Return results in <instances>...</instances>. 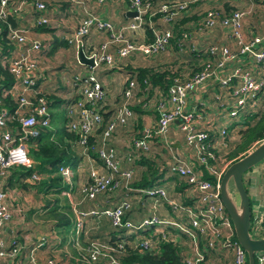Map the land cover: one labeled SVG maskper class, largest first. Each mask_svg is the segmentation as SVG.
Instances as JSON below:
<instances>
[{"label":"built area","instance_id":"built-area-1","mask_svg":"<svg viewBox=\"0 0 264 264\" xmlns=\"http://www.w3.org/2000/svg\"><path fill=\"white\" fill-rule=\"evenodd\" d=\"M8 1L0 0V19L2 20L7 13ZM97 1L104 3L106 0ZM115 1L121 3L126 0ZM127 1L129 10L136 13L135 16L129 18L128 22L114 24L109 20L100 19L94 14H87L79 20L67 38L68 43H72L82 50L84 37L88 35L91 29L99 33H106L107 37L99 42L94 49L87 53L82 51L87 58H92L91 69L97 68L101 64L112 67L115 58H125L136 51L143 55H150L162 50L170 36L168 29H156L150 25L153 37L150 43H134L128 35L141 30L144 15L151 17L155 13H159L163 15L161 20L168 22L186 8L189 3V0H171L165 3L161 2L153 8L148 0ZM34 7L39 12L37 23L45 24L47 22L45 5L38 1ZM244 14L243 10L234 9L228 15H223L219 9L209 8L206 17L203 18L204 23L202 20L200 23L203 26L208 25L210 28L216 24L221 27H230V33L239 49L234 52L226 46L212 45L208 48V53L211 57L216 55L217 59L214 65L205 61L202 68L187 79L173 81L167 88L165 97L153 104L157 115L155 126L152 128L144 127L140 137L130 140L127 146L128 151L124 155V159L129 163L127 167H120V159L113 147L108 144V140L117 125L124 124L127 119L133 116V112L129 108V100L134 96L136 90L134 79L125 78V84L120 92L121 101L116 106L111 118L105 121L101 115L105 91L91 72L73 77L72 84L78 97L64 105L69 117L66 129L77 136L74 144L81 148V155L88 156V151L92 149L87 146V139L97 129H101L98 145L93 152L97 160L100 161L103 171L90 170V180L79 186L81 201L92 200L96 195L106 191L113 192L120 186L125 187L134 173L133 159L138 154L148 150L150 138L156 136L165 143L169 126L173 122L178 123L186 144L196 148L192 161H179L176 158V164L172 171L176 177L188 185L187 193H192V196L195 197L191 204L182 205V212L185 213L186 217H182L180 224L176 225L179 234L185 235L189 240L187 254L192 252L191 255H193L185 261L186 264L202 263L206 250L213 251L218 258H229L228 264H246V255L234 237L232 223L219 197V180L222 171H218L211 163L214 162L215 156L210 138H208L209 135L205 129L197 128L198 117L196 112L188 108L187 103L188 93L208 80L218 79L221 84L225 85L229 80L220 79L218 74L226 62L237 59V54L248 56L256 61L264 60V29L246 42L240 30ZM7 38L15 45H22L24 49L10 57L7 64V71L12 75L15 83L21 86L22 94L18 95L16 106L11 113L7 110H0V261L1 264H57L51 256L41 261L35 259L33 252L42 246V241L30 247L28 254L25 255L22 253L23 245L16 238L6 240L4 237L14 212L10 205L8 192L2 187L4 179L7 177L10 167H33V161L28 155V148L31 145L29 143L37 137L38 129L49 126V112L46 102L35 88L37 77L35 76L36 60L33 53L40 49V45L37 41L27 39L21 29L9 30ZM109 47L112 48V52L107 51ZM232 76L239 79V83L231 91L234 99L232 109L227 111L226 115V117H231L233 121L239 111L246 109V99L252 98L264 83V74L260 81H254L247 72L239 71L236 67ZM26 92H29L30 96L23 94ZM224 121L226 122L219 131L221 135L225 133L226 125H229L227 119H223ZM12 124L14 125L10 126ZM199 166L203 167L202 169L208 177L213 178V181L202 176L197 169ZM58 173L64 182H70L71 174L67 166H60ZM37 178L35 173L30 176L31 181ZM126 190L129 188L126 187ZM140 192L148 197L155 194L163 196L164 193L163 190L153 188L140 189ZM159 198L161 197L159 196ZM129 201L130 199L124 196L111 207L99 211L78 212V216L102 215L109 220L112 228L124 229V235H135L137 232L152 226L154 228L153 234L160 233L163 238V230L161 232L159 229V224L162 221L160 222L153 215L143 218L138 223L122 220L123 212L129 208ZM164 202H167L166 204L171 210L177 208L178 203L174 200L171 202L164 197ZM77 224L79 225V222ZM262 225H264V204L260 212L251 219L249 234L252 232L254 237L259 236L258 233L262 230ZM125 243H127L126 240L120 238L119 241L115 242L116 246L114 247L107 242H100L96 239L89 240L83 248L85 251L83 262L90 264L103 258L108 264H120L114 254ZM131 246L133 248L138 246L142 250L151 248L149 240L140 236L135 238ZM255 264H264V252L255 254Z\"/></svg>","mask_w":264,"mask_h":264},{"label":"crops","instance_id":"crops-1","mask_svg":"<svg viewBox=\"0 0 264 264\" xmlns=\"http://www.w3.org/2000/svg\"><path fill=\"white\" fill-rule=\"evenodd\" d=\"M41 1L45 5V16L47 22L45 24L37 23L39 12L35 9L36 2ZM248 3V9L250 12L253 8L260 7V15L253 16L252 18H246L245 15L241 21V34L243 39L248 42L251 36L258 35L264 29V0H189L190 22H192L193 16L200 13L196 6L190 9L191 5H205L204 10L209 7L225 6L229 4L230 9H239V5ZM122 1L121 3L115 0H106L104 3H100L97 0H9L7 3V14L13 19L12 25L6 21V15L4 18L5 27L7 33L11 29H21L29 40L37 41L40 45V49L33 53L36 60V73L37 77L35 81V88L42 93L47 99L57 101L53 106H48V112L56 111L57 117H59L60 111H65V104L69 101H73L78 97L73 86V77L91 72L94 77L100 82L102 88L105 91V97L102 102V111H108L113 114L116 106L121 101V89L123 87L125 78L129 77L134 69L137 68H150L152 70L161 71L167 70L168 67L179 69L181 77L184 79L189 75L185 71L186 67H189L191 63H187L183 55L179 59V53L173 45H169L166 51L161 53H153V55H143L139 51L133 52L125 58H115L112 67H108L104 64L99 65L97 68L91 69L90 66L82 65L77 61L76 49L77 47L72 43L67 42V38L70 36L77 23L81 18L87 14H94L100 19L109 20L112 23L120 24L128 22L130 17L125 13L129 10V6ZM236 6V7H235ZM198 11V12H196ZM248 11V12H249ZM248 13V15L250 14ZM201 21V18H200ZM151 26L153 24H160L159 19L149 20ZM147 22V25H149ZM194 28L195 25H191ZM210 35L221 46H226L229 50L236 52L239 48L236 42L229 32V30H223L218 25L217 28L210 32ZM129 38L134 43H146V33L142 31H134L129 33ZM196 41L193 38L192 42L196 43V47H204L207 42L212 39L211 36L201 40L200 35H194ZM107 37L106 33H99L94 29H91L87 36L84 37V47L82 51L87 53L94 49L99 42L103 41ZM3 45L0 42V65L6 66L10 57L17 52L22 51L24 48L22 45H15L10 41L7 52L3 53ZM196 48V49H197ZM108 52H112V48L107 49ZM3 53V54H2ZM175 59V60H174ZM175 61V62H174ZM193 64V61H191ZM185 66V68H183ZM238 68L239 71H245L254 81H260L264 74V60L256 61L248 56L237 54V59L228 61L224 64L222 70L219 72L218 77L220 79H228L229 81L224 85L221 84L218 79L208 80L204 82L200 87L194 88L193 91L187 95L188 108L196 112L198 117L196 126L198 129H205L212 138L210 143L212 144V151L219 157H222V163H219L218 170H223L235 159L241 157L246 152L251 150L263 137L252 142L248 148L243 152H238L235 155L231 153L235 150L236 145L240 142V133L246 127L247 122L256 121L260 115L264 113V83L254 93L252 98L246 99L245 111H249L246 114L244 120L241 121L242 125H233L235 119L232 121L231 117H226L227 111L232 109L234 99L231 95V91L239 83L237 77L232 76L233 70ZM183 68V69H182ZM134 75V74H133ZM11 87L10 96L15 99L16 96L22 94L21 86L18 83L13 82ZM136 91V90H135ZM138 93V92H137ZM149 95L141 92L134 99V96L129 100L130 107L135 111L137 121L132 120V125L126 124L117 125L113 132L109 145L113 147L116 155L120 159V167L125 168L129 163L124 159V155L128 151L127 145L130 142L131 136H137L139 131L144 127H154L153 123L146 121L144 123L137 124V128L134 127L136 123L140 122V115L144 114V111L154 110V102L159 100L160 93L149 91ZM26 96H30L29 92L23 93ZM152 96V97H151ZM142 97V98H141ZM143 98H147L143 101ZM146 103V104H145ZM7 107L0 105V110H7ZM104 113V112H103ZM107 113V114H108ZM245 113V112H244ZM106 114V115H107ZM105 115V116H106ZM62 116V115H61ZM60 116V117H61ZM155 113V117H156ZM107 117V116H106ZM154 117V116H153ZM223 119H227L229 125L225 127V133L220 134L224 123ZM156 120V119H155ZM247 121V122H246ZM232 122V123H231ZM57 128L62 125V119L59 118L55 121ZM58 124V125H57ZM122 128V129H121ZM127 128V129H125ZM131 131V133H130ZM168 134L173 136V146L176 158H180L186 162L192 161L195 152V146L186 144L183 136V132L179 129L178 123L173 122L168 128ZM97 133L93 134L96 137ZM34 146V145H31ZM71 146V145H70ZM71 150L77 158V164L75 169L70 170V182L63 183L68 185L66 190L60 192L59 195L42 194L34 191L42 197L41 207H33L28 210L27 217L22 207L19 205L18 195L19 191L16 187H3L7 192L10 200V205L13 209V215L11 221L8 223L4 237L6 240L16 238L23 245V251L25 255L28 254L29 248L35 243L42 241V246L38 247L33 253L37 261H41L44 258L51 256L56 260L57 264H85L83 258L85 256L84 247L89 240L96 239L99 241H111L113 239L114 231L108 222V219L102 215H87L83 217L78 216V212H88L90 210H101L106 207L115 205L125 194V188L118 187L113 192H106L96 195L92 200L80 199L79 186L90 180V170L103 171L101 163L94 155L83 156L78 148L72 144ZM123 151V152H122ZM94 158V161L92 160ZM126 161V162H125ZM260 163V162H259ZM257 164L250 170L246 171L242 177L244 180V186L248 198L250 200V213L251 219L257 215L261 207L264 204V164ZM222 165H224L222 167ZM199 166L197 169L204 177L207 173ZM222 168V169H221ZM142 167L139 166V173L136 179L140 176ZM222 171V172H223ZM37 179L44 177V174L38 173ZM135 171L133 173V176ZM168 183V194L174 199H179V196L186 195L187 191H184V187L180 181L173 175L163 174V178ZM29 187V186H28ZM31 188V187H30ZM57 200V202L55 201ZM130 208L126 212V219L133 223H138L143 217L150 213L151 201L145 198L141 194H130ZM189 199H184L186 201ZM46 202H48L46 204ZM165 203V202H164ZM235 204V202H234ZM46 205V207H45ZM66 205L68 211L61 210V206ZM15 207V209H14ZM55 207L56 212L64 213L69 221V224L64 227L58 226L59 218L56 219L48 213L49 208ZM163 210L166 209L163 206ZM19 209V210H18ZM159 213V212H158ZM161 217V216H160ZM164 218V217H163ZM79 222V225L77 224ZM31 225V226H30ZM33 227V228H32ZM38 227V228H37ZM45 230H41V229ZM140 233V232H138ZM259 236H264V225L259 232ZM116 235V234H115ZM118 236V235H117ZM139 237V235H137ZM115 240V239H113ZM1 264V261H0ZM90 264H108V262L101 258L95 263Z\"/></svg>","mask_w":264,"mask_h":264},{"label":"trees","instance_id":"trees-1","mask_svg":"<svg viewBox=\"0 0 264 264\" xmlns=\"http://www.w3.org/2000/svg\"><path fill=\"white\" fill-rule=\"evenodd\" d=\"M148 1L152 5V7L155 8L161 2L165 3L171 0H148ZM125 3L128 4V1L126 0ZM193 6H196L195 10L197 8L199 9L200 7V5L195 4V5H191L190 9H192ZM188 8L189 5L187 4L186 8L181 10L175 17L171 18L168 22H163L161 20L163 15H160L159 13H155L151 17H147L146 15H144L143 17L144 21L141 27V31L143 29V32L146 33L148 39L146 43H150L153 37L151 34L150 24L147 25V22H149L148 20H152V19L154 20V18L159 19L160 24L159 25L153 24L154 26L152 27L162 30L168 29L170 32V36L166 44L164 45L163 49L158 50L155 53L164 52L166 51L169 45H173L177 49L176 51L179 53V59L182 57L181 55H183V57L185 56L184 58L187 59L186 62L191 63L189 66L191 69H189V67H186L185 69V71L189 75L188 77H190L192 74L198 72L202 68L203 63L207 59H214V58L211 57L206 50L209 44L208 42L204 47H200V48L196 47L197 49L193 47L192 35L195 30L194 28H191L192 27L191 25L198 24L199 27V23L201 22L200 17L202 16L201 13L204 10L198 13L197 16L194 15L193 19L195 20H192V22H190V18L188 19V17L190 16L188 14V10H189ZM214 8L215 9L217 8L218 10L220 7L217 6ZM234 9L235 8L231 10ZM220 12L223 11L220 10ZM229 13L230 12H228V14ZM4 25H5L4 19L3 20L0 19V42L4 47L3 53L5 54L7 52L6 50L9 48L10 41L7 38V30ZM214 28H211V30H213ZM193 56L198 57V62L193 61L192 64L191 61ZM169 69L161 70V71L152 70L150 68L134 69V71L132 72L134 75L130 74V79H134L136 85V91L134 93L136 94L137 88L138 89L141 88L140 91L143 93V95L144 94L149 95L150 94L149 91H151V94L152 92H159L160 93L159 99H163L166 95L167 88L173 83L174 80L177 79L179 81H183L188 78L186 77L183 79L180 75L179 69H174L172 67H169ZM13 82L14 79L12 75L7 71V67L0 65V105L7 107L6 109L7 112L9 113H11L13 108L16 106V100L18 97L16 96L15 99H12L10 96L11 87L14 84ZM39 94L42 95V93L40 92ZM42 96L46 102L47 108L49 105L53 106L55 103H57V101L54 100V98L51 99V102L49 103L48 100L50 98L48 97L46 99L44 95ZM244 111L245 109L243 111L238 112V115L234 121L236 123L233 124L234 126L242 125L241 121H243L246 114L249 113V111H245V113ZM103 112L104 111H101V115L103 121H105L106 116ZM58 113H59V117H57L56 111H50L49 126L38 129L37 137L29 143L31 145H34V146L30 145L28 148V155L33 161V167H23V166L10 167L8 170V175L4 179V183L2 187L6 186L10 188L12 187L24 188L27 186L31 187L34 185V188H36L37 192H41L42 194H52L56 196L59 195L61 191L66 190L68 188V185L62 182V178L58 173V168L60 166H68L71 170L75 169V166L77 164V158L74 155H72L73 152L71 150V146L72 144H74V140L76 139L77 136L74 133L67 131L66 129V124L69 121V117L67 116L66 111H60ZM154 113H156V111ZM248 116L249 115H247L246 117ZM59 118L62 119V123H61L62 125L60 126V128H57V126L55 127L56 125L55 121L58 120ZM53 124L55 125L53 126ZM13 125L14 124L10 126ZM94 133H97L96 137H93L92 135L89 136L87 139V146H90L92 149L88 151V155L89 154L94 155L93 151L95 147H97L98 145V141L101 135L100 134L101 129L100 128L97 129ZM140 134L141 131H139L137 136H131L129 140L140 137ZM240 134H241L240 142L237 143L236 148L231 153V155H235L238 152L245 151L252 142L258 141L263 137L264 113L260 115L256 121L247 122L246 127ZM112 135L113 133L111 134L109 140L111 139ZM208 138L211 139L212 137L209 135ZM150 139L156 141L157 137L152 136ZM75 146L78 148L79 151H81V148L78 145ZM214 156H215V160L214 162L211 163L218 168L219 156L216 155L215 152H214ZM132 164H137L138 167L139 166L142 167V170L140 172V176L137 179L136 177L132 176L130 181L127 183L125 187L120 186L125 188L124 196L128 198L130 194L133 193L140 194L141 193V192L139 193L140 189L143 190V189L151 188V185L158 183L161 180V178H163V174L160 171V167L157 165V163L153 162L149 154L148 155H146V153L138 154L137 157L133 159ZM33 173H35L36 175H39L38 173L44 174V177L39 178L38 180L31 181L30 176ZM173 176L176 177V175ZM176 178L178 179V181L181 182V184H183L184 191L185 190L187 191L188 185L182 179H179L178 177ZM204 178H208L209 180L213 181V178L211 179L207 175H205ZM242 181L244 184L243 179ZM126 187H128L129 190H126ZM159 199L160 198L157 199L158 203H159ZM55 201L57 202L56 199ZM47 203L48 202H46V204ZM162 204H164V206L166 207V204L164 202ZM129 208H130V201H129ZM129 208L123 212L122 220H128L126 219V212L129 210ZM61 210L66 212L68 211V207L66 205L61 206ZM48 213L51 214L52 217L56 216V219L59 218L58 226L64 227L65 225L67 226L69 224L66 215L64 213L56 212L55 207L49 208ZM112 229L114 231L113 239L115 240L111 239V241H107V243L115 247L116 246L115 242L119 241L120 238L125 239L127 242L123 244L121 249L116 251V253L114 254L120 264H185L182 261V259H183V255L187 250V247L186 249L185 247L182 249L178 248V246L175 243L170 242L172 240L171 238L167 239V237H165L166 235H163L164 232L162 236H164L165 238L164 237L162 238L160 234L157 235L153 234L154 228L152 226L141 231L140 233L137 232L135 235L133 234L124 235V229H116V228H112ZM137 235H139L144 239L149 240L151 248L145 250H142L138 246L133 248L131 244L133 243ZM258 235L261 234L258 233ZM172 238H174V236ZM100 242H104V241H100ZM228 262H229V258L226 259L223 257L218 258L213 251L206 250L204 252V260L200 264H228ZM254 264H255V256H254Z\"/></svg>","mask_w":264,"mask_h":264},{"label":"rangeland","instance_id":"rangeland-1","mask_svg":"<svg viewBox=\"0 0 264 264\" xmlns=\"http://www.w3.org/2000/svg\"><path fill=\"white\" fill-rule=\"evenodd\" d=\"M244 3V2H243ZM248 3H244V4H242V5H239V9H241V10H243L244 11V16L245 15H247V17L246 18H252L253 16H257V15H260V13H261V9H260V7H258V8H253L252 9V11L250 12L248 9H246V8H248V5H247ZM209 6H212V4H209ZM209 6H207L206 5V9L204 10V8H205V5L203 4V5H201L200 7H199V11L200 12H202L203 10V12L201 13L202 14V16L200 17L201 18V20H202V23H204V20H203V18H205L206 17V14H207V12L209 11ZM236 7V6H235ZM221 11H223V12H221L223 15H228V12H230V10L232 9H230V6H229V4H226L225 6H221V8H219ZM250 12V14L248 15V13ZM243 16V17H244ZM253 19V18H252ZM218 23V22H217ZM219 24H216V25H214L212 28H214L215 26V28H217V26H218ZM196 28V29H195ZM214 28V29H215ZM220 28L222 29L223 28V30H229V32H230V27H221L220 26ZM213 29V30H214ZM194 33H193V35H192V37L194 38L195 36L194 35H200V36H198V37H201V40L203 39L204 40V38H207L208 39V37L209 36H211V40H210V42H208L209 44H208V47H207V52H208V48L210 47V46H212V45H215V46H217V47H219V46H221L220 44V42L219 41H217V40H215L214 38H213V36L212 35H210V32L212 31L211 30V28H210V26H208V25H206V26H203L201 23H199V27H198V24H196L195 25V27H194ZM252 37V36H251ZM196 38L197 37H195L194 39H193V42H194V40L196 41ZM192 42V44H193V47L194 48H196V43H193ZM200 48V47H199ZM210 55V54H209ZM214 59L213 60H206V61H209L211 64H215L216 63V59H217V57H216V55H214V56H212ZM192 61H194V62H198V57H196V56H193L192 57ZM183 68H185V66H183ZM182 68V69H183ZM217 68V67H216ZM167 69H169V67L167 68ZM189 69H191L190 67H189ZM170 70V69H169ZM140 89L141 88H137V92H136V94L134 95V99L135 98H137V95L139 96L140 95V93H141V91H140ZM152 97V96H151ZM142 98V97H141ZM147 98H143V101H145ZM68 103H70V101L68 102ZM129 108L131 109V111L133 112V117L131 118V119H129L126 123H128V125H127V128H129V124L130 125H132L133 126V122H132V120H135V121H137V116H136V114L138 115V111H135L132 107H130L129 106ZM155 111H152V110H148V111H144L143 113L144 114H141L140 115V119H141V121L140 122H138V123H136L135 124V126L134 127H136L137 128V124H138V126H139V124L141 123H144V121L146 120V121H150V123L152 122L153 123V126H154V123H155V119H156V117H155V113H154ZM108 113V111H104V114L106 115ZM107 117H105V119L107 120V119H110L111 118V116H112V114L111 113H108L107 115H106ZM154 116V117H153ZM144 118H145V120H144ZM132 122V123H131ZM127 128H125V129H127ZM122 129V128H121ZM130 133H131V131H130ZM173 140H174V138H173V136H171V135H169L168 134V131H167V133H166V142L165 143H163V142H161L160 141V139H159V137L157 138V140L156 141H153L152 139H150L149 141H148V150L146 151V152H144V154L146 153V155H148L149 154V156L152 158V160H153V162L154 163H157V165L160 167V171H161V173L162 174H166V177H168V175H174L173 174V168H174V166H175V164H176V154L174 153V146H173ZM129 144V143H128ZM128 146V145H127ZM123 152V151H122ZM93 161H94V158L92 159ZM178 160L180 161L181 159L180 158H178ZM126 162V161H125ZM128 162V161H127ZM219 163H222V157H219L218 158V165H219ZM259 164H264V159L262 160V161H260V163ZM132 166H133V168H134V171H135V174H134V177L136 176H138V171H139V167H138V165L137 164H132ZM224 165H222V167H223ZM224 168V167H223ZM222 169V168H221ZM218 171H220V170H218ZM221 171H223V170H221ZM168 183H170L169 181H167V180H165V179H163V181H162V178H161V180L158 182V183H155V184H153V185H151V188H153V189H156V190H163V196H161V195H154V196H152V197H148L147 195H143V194H141V195H143L145 198H148V199H150V201H151V204H150V213L147 215V216H145V217H143V218H146V217H149V216H155L160 222L162 221V223H160L159 224V229L161 230V232H162V230H163V232H164V235H166L165 237H167V239H172L170 242H173V243H175L177 246H178V248H180V249H182V248H184L185 247V249H186V247L188 246V243H189V240L185 237V235H182V234H179V232L176 230V225L177 224H180V222H181V220H182V217H186L185 216V213H183L182 212V205H184V206H187V205H189V204H191L192 203V201L195 199V197L194 196H192V193H187L186 195L184 194V195H182V196H179V199H174L172 196H170L169 194H168ZM183 185V184H182ZM118 189V188H117ZM17 190L19 191V195H18V200H19V205H20V207H22V209L24 210L23 212L24 213H26V217H27V212H28V210L29 209H31V208H35V207H41V204H40V202L42 203L43 201H42V197H40V195H38L35 191H34V185L33 186H31V188L30 187H24V188H17ZM185 192H186V190H185ZM228 193H229V195L231 196V198H232V201L233 202H235V204H237V201H238V199H237V195L235 194V192L233 191V189L231 188V187H229L228 188ZM159 196L161 197L160 199H159V203L157 202V199L159 198ZM164 197H166L167 199H168V201H175V202H177L178 204H177V208L176 209H173V210H171V208L166 204V209L165 210H163V212H162V209L161 208H164L163 206H164V204H162L163 202H164ZM189 199V201L188 200H186V201H184V199ZM155 203V204H154ZM11 208H12V206H11ZM14 209H15V207H14ZM159 212V213H158ZM161 216V217H160ZM164 217V218H163ZM142 218V219H143ZM141 219V220H142ZM31 226V225H30ZM33 228V227H32ZM38 228V227H37ZM46 229V228H45ZM44 228L43 229H41L42 231L43 230H45ZM160 234V233H159ZM251 234V236L252 237H254L255 235H254V233H250ZM169 236V237H168ZM174 236V238H172ZM139 238V237H138ZM184 249V250H185ZM192 253V252H191ZM191 253L190 254H187V250H186V252H185V254L183 255V262L186 264V260L188 259V258H190V257H193V255H191Z\"/></svg>","mask_w":264,"mask_h":264},{"label":"water","instance_id":"water-1","mask_svg":"<svg viewBox=\"0 0 264 264\" xmlns=\"http://www.w3.org/2000/svg\"><path fill=\"white\" fill-rule=\"evenodd\" d=\"M126 6V4L124 5ZM128 17L136 15L134 11L127 10ZM6 21L12 25L14 22L9 14L6 15ZM77 61L86 66H92V58H87L80 47L76 49ZM264 159V138L259 141L251 150L241 157L232 161L222 172L219 180V197L232 223L234 237L246 255L247 264H254V256L258 252H264V236L251 237L249 226L251 222L250 200L242 177L244 173L250 170ZM231 187L237 195V204H234L228 193Z\"/></svg>","mask_w":264,"mask_h":264}]
</instances>
